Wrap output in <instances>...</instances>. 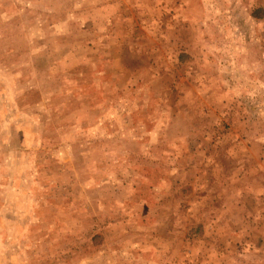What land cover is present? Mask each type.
Masks as SVG:
<instances>
[{"label":"rangeland","instance_id":"obj_1","mask_svg":"<svg viewBox=\"0 0 264 264\" xmlns=\"http://www.w3.org/2000/svg\"><path fill=\"white\" fill-rule=\"evenodd\" d=\"M0 264H264V0H0Z\"/></svg>","mask_w":264,"mask_h":264}]
</instances>
